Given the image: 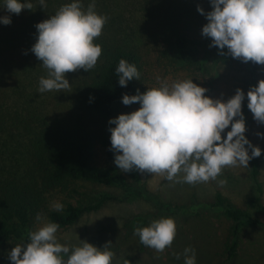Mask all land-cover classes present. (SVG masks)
<instances>
[{"label": "trees", "instance_id": "trees-1", "mask_svg": "<svg viewBox=\"0 0 264 264\" xmlns=\"http://www.w3.org/2000/svg\"><path fill=\"white\" fill-rule=\"evenodd\" d=\"M31 2L33 10L22 9L17 15L8 13L0 0V16H11L10 24L0 23V264H12L10 250L28 242L37 213L64 229L105 202L122 200L104 192L92 201H82L84 184L121 189L134 185L114 163L110 128L115 125L109 120L126 106L124 94L147 90L149 58L194 73H206L210 62L245 66L251 86L264 69V65L245 63L210 47L211 39L202 35L206 16L197 10L200 5L205 12L211 11L210 0H95V11L108 17L94 41L102 47L96 66L88 72L67 73L70 91L41 93L39 80L48 73L31 51L38 35L35 25L72 0H46L45 9L39 0ZM92 2L81 0L85 9ZM121 59L134 64L140 73V79L128 81L126 87L119 85L115 72ZM127 106L140 107L139 103ZM248 110L246 96L242 112L247 139ZM98 151H102L103 163ZM263 154L264 148L248 163L255 200L262 193L258 176ZM130 176L137 184V171H130ZM52 198L64 206L63 211L52 208ZM210 207L228 223L223 244L226 260L236 256L244 229L264 228V218H257L219 192ZM136 221L142 225L145 219Z\"/></svg>", "mask_w": 264, "mask_h": 264}, {"label": "clouds", "instance_id": "clouds-1", "mask_svg": "<svg viewBox=\"0 0 264 264\" xmlns=\"http://www.w3.org/2000/svg\"><path fill=\"white\" fill-rule=\"evenodd\" d=\"M210 4L212 10L208 12L197 6L207 19L202 35L211 39L210 47L245 63L264 65V0H210ZM2 6L17 15L22 9L34 8L31 0H4ZM39 6L45 9L46 0H39ZM95 7V0L86 9L81 0H72L35 25L38 35L31 51L48 73L39 80V92L70 91L67 73L80 69L88 72L96 66L102 47L94 41L102 34L108 17L98 14ZM0 23L10 24L11 16H0ZM115 72L122 87L140 79L137 67L124 59ZM158 81L159 86L144 92L137 89L134 95L124 94V105L139 103L140 107L109 120L115 125L110 128V140L117 169L149 173L175 183L217 181L223 186L227 180L217 178L224 168H247L252 158L261 155V149L245 136L243 89L237 88L225 101L205 95L207 89L193 79ZM247 107L257 122L264 123V79L248 89ZM63 207L59 202L52 205L56 211H63ZM36 219L39 226L28 232V242L10 250L12 264H112L115 253L111 241L103 247L87 240L79 245L62 244L57 238L58 223L40 213ZM176 231L173 218L161 217L149 226L136 227L134 234L143 245L162 253L171 247ZM173 255L180 259V253ZM182 255L184 264H196L192 247H186Z\"/></svg>", "mask_w": 264, "mask_h": 264}, {"label": "rangeland", "instance_id": "rangeland-1", "mask_svg": "<svg viewBox=\"0 0 264 264\" xmlns=\"http://www.w3.org/2000/svg\"><path fill=\"white\" fill-rule=\"evenodd\" d=\"M148 87L159 86V80L193 79L195 83L207 89L205 95L213 99L227 100L241 88L247 96L251 87L249 73L245 66L232 67L209 63L206 73L165 67L151 57L146 63ZM264 79V69L260 70L253 85ZM243 103V102H242ZM139 107L122 106L116 116L130 113ZM237 117L236 119H238ZM248 140L252 145L264 148V123H259L248 110L246 114ZM222 133L226 137L227 131ZM258 133L260 135H258ZM251 154V148H249ZM98 160L103 163L102 151H98ZM129 182L126 189L108 187L99 184H84L80 197L82 201H92L101 193H110L122 200L105 202L98 210L85 213L73 225L58 229L57 238L62 244L79 245L87 240L97 247L111 241V250L115 253L112 264H184L183 250L192 247L196 253V264H264V228L257 225L244 229L239 238L236 256L226 260L223 255V244L227 235L228 223L218 212L210 207L216 193H221L241 208L250 210L257 218H264V154L260 158L258 182L262 193L255 200L252 194L253 184L248 176V166L226 167L217 179H226L223 186L217 181L198 183H175L159 176L137 171L138 183L123 172ZM59 200V199H58ZM57 200L52 198L51 203ZM161 217L173 218L177 231L171 247L162 253L147 247L134 234L136 227H146ZM143 218V224L136 219ZM39 223L36 219L35 230ZM174 253H180L177 260ZM67 259V257H65Z\"/></svg>", "mask_w": 264, "mask_h": 264}]
</instances>
